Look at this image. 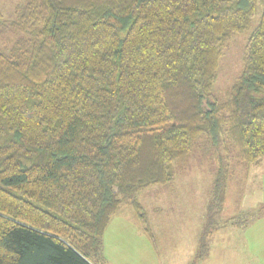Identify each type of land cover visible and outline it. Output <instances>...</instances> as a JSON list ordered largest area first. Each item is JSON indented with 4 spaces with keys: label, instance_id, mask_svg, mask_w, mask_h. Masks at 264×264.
Returning a JSON list of instances; mask_svg holds the SVG:
<instances>
[{
    "label": "trees",
    "instance_id": "obj_1",
    "mask_svg": "<svg viewBox=\"0 0 264 264\" xmlns=\"http://www.w3.org/2000/svg\"><path fill=\"white\" fill-rule=\"evenodd\" d=\"M258 4L219 99L223 50ZM7 25L20 38L0 50V264H100L123 204L150 234L136 195L172 183L200 136L264 159V0H27Z\"/></svg>",
    "mask_w": 264,
    "mask_h": 264
},
{
    "label": "rangeland",
    "instance_id": "obj_2",
    "mask_svg": "<svg viewBox=\"0 0 264 264\" xmlns=\"http://www.w3.org/2000/svg\"><path fill=\"white\" fill-rule=\"evenodd\" d=\"M26 2L0 0V50L8 51L20 38L7 29V22L15 7ZM261 12L258 4L247 28L233 34L223 50L213 83L219 99L225 98L241 72L244 46ZM202 139L200 136L184 161L176 163L172 183L152 186L136 195L151 236L132 206L123 204L103 233L100 264H239L236 249L242 242V225L256 218L264 220V159L247 167L226 141L214 148L210 142L204 146ZM218 154L226 156L227 165L223 166L226 179L217 187L214 180L222 168L215 156ZM206 230L212 232L209 252L195 261Z\"/></svg>",
    "mask_w": 264,
    "mask_h": 264
},
{
    "label": "crops",
    "instance_id": "obj_3",
    "mask_svg": "<svg viewBox=\"0 0 264 264\" xmlns=\"http://www.w3.org/2000/svg\"><path fill=\"white\" fill-rule=\"evenodd\" d=\"M241 241L236 249L239 264H264V220L242 226Z\"/></svg>",
    "mask_w": 264,
    "mask_h": 264
}]
</instances>
